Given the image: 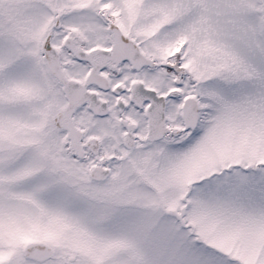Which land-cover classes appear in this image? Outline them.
Returning a JSON list of instances; mask_svg holds the SVG:
<instances>
[{
	"label": "snow or ice",
	"instance_id": "6c2138e0",
	"mask_svg": "<svg viewBox=\"0 0 264 264\" xmlns=\"http://www.w3.org/2000/svg\"><path fill=\"white\" fill-rule=\"evenodd\" d=\"M0 264H264V0H0Z\"/></svg>",
	"mask_w": 264,
	"mask_h": 264
}]
</instances>
